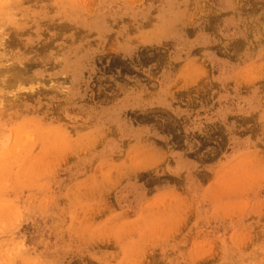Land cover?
Segmentation results:
<instances>
[{
    "label": "rangeland",
    "instance_id": "rangeland-1",
    "mask_svg": "<svg viewBox=\"0 0 264 264\" xmlns=\"http://www.w3.org/2000/svg\"><path fill=\"white\" fill-rule=\"evenodd\" d=\"M0 264H264V0H0Z\"/></svg>",
    "mask_w": 264,
    "mask_h": 264
},
{
    "label": "bare ground",
    "instance_id": "bare-ground-1",
    "mask_svg": "<svg viewBox=\"0 0 264 264\" xmlns=\"http://www.w3.org/2000/svg\"><path fill=\"white\" fill-rule=\"evenodd\" d=\"M17 83H18V82H17ZM11 86H17V87H18V86H19V84H16V83H15V84H12Z\"/></svg>",
    "mask_w": 264,
    "mask_h": 264
}]
</instances>
